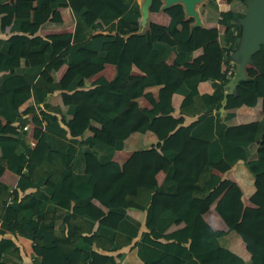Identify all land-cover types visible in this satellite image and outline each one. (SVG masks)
I'll return each mask as SVG.
<instances>
[{"label":"trees","instance_id":"trees-1","mask_svg":"<svg viewBox=\"0 0 264 264\" xmlns=\"http://www.w3.org/2000/svg\"><path fill=\"white\" fill-rule=\"evenodd\" d=\"M233 1L220 33L193 25L180 4L162 9L167 25L139 33L136 0H0V177L15 176L12 187L0 181V264L21 259L16 236L32 242L31 264H120L126 247L141 264H264V112L227 124L229 110L264 101V45L251 55L257 74L238 81L219 111L228 82L221 66L236 47L246 0ZM160 7L151 0L147 9ZM58 8L68 9L72 30L52 40L40 31ZM202 13L214 21L215 0ZM195 50L202 64L176 66ZM104 64L112 77L91 79ZM206 80L212 91L199 93ZM172 94L182 96L177 114ZM146 132L155 143L135 147L139 170L123 172L113 153ZM238 162L252 176L248 204L226 176ZM211 207L225 230L203 219ZM127 209L142 212L144 231ZM177 220L182 226L166 233ZM226 235L240 240L246 259Z\"/></svg>","mask_w":264,"mask_h":264},{"label":"crops","instance_id":"crops-1","mask_svg":"<svg viewBox=\"0 0 264 264\" xmlns=\"http://www.w3.org/2000/svg\"><path fill=\"white\" fill-rule=\"evenodd\" d=\"M206 1V0H205ZM217 11H218V16L214 21L210 22H205L203 18V13L202 11L198 12L199 13V22L197 25L203 26L206 28L210 27H215L217 31L220 33L223 29L224 25V18H223V13L228 9V3H221L219 0H217ZM162 5V2H161ZM233 6V5H232ZM63 8H58L54 11L52 17L56 18H62L60 10ZM67 9V8H65ZM162 6L160 7L159 11L156 12H149L148 9L145 11V13H140V17L138 19V32L142 33L148 29V25L151 22L158 23L161 25H167L169 21V17L162 11ZM68 10V9H67ZM185 14V18H188ZM52 22V19L50 20ZM194 23V20L192 24ZM46 28L42 29L40 31V34L55 40L58 38H51L47 33H45ZM65 32V31H64ZM202 56L200 54L199 50H195L192 54V57L189 61L184 62L183 64L176 65L179 68L182 69H189L193 67H197L200 64H202ZM231 61V59H230ZM167 63L174 64L173 62V55H170L167 58ZM253 69L251 72L247 71V67L245 68V73L246 76L253 77L257 74L256 69L252 66ZM65 65H62L58 71H57V77H60L63 72L65 71ZM223 66H221V70H223ZM131 72L133 74H137L138 70L135 67L131 68ZM113 75V66L110 64H104L103 68L101 71L96 73L91 79H95L98 76H103L106 79H110ZM147 90H150L151 94L153 97H156V89L155 88H148ZM197 90L199 93H210L212 91L211 87V81L206 80L199 82L197 85ZM182 99V96L180 94H172V96L168 99V102L171 104L173 108V113L177 114V109L180 104V101ZM137 103L141 107H147V102L145 101L144 98L139 97L136 99ZM26 104H24L22 107H24ZM233 113V117H231L229 120H227V124L229 125H234V124H239V123H245L249 121H254L256 119H259L261 114L264 112V101H261L260 105L254 108L251 107H246V106H240L238 108H234L232 110H229ZM224 110L222 111V113ZM194 119V117H185L184 118V124H188ZM155 143V138L152 133L146 132L143 135H133L129 137L127 142L125 143L127 145V149H121V150H116L113 153L112 159L116 161L120 169L123 172H128V173H135L139 170V160L137 157V154L135 152V147L139 146H145L147 144L152 145ZM247 170L243 167V165L238 162L236 163L226 174L227 177H229L232 181H234L237 185L240 186L242 190V195H243V201L248 204V198L252 194L254 188L252 184V176L250 173L246 172ZM162 172H158L156 174V179L157 181H160L162 179ZM0 181L5 183L7 186L12 187L15 181V176L8 172L4 171L3 174L0 177ZM192 206H196V200H193L191 203ZM127 213L135 218L141 221L140 229L139 231H144V225H143V214L141 211L138 210H133V209H127ZM203 219L205 222L212 228L216 230H225V226L223 222L220 220V218L217 216V214L213 211L212 207L206 211L203 215ZM182 226V222L180 220L175 221L167 230L166 233L178 229ZM9 236V235H7ZM138 237V235H137ZM134 238L138 239V238ZM226 240L228 241L230 245V249L240 256L242 259L247 258V254L244 250L243 244L240 242L238 238H235L232 235H226ZM15 241L20 247V256L21 259H16L14 257H9L10 260L14 264H31V257H30V251H31V244L32 242L29 239H26L24 237L16 236ZM226 241V242H227ZM100 251V250H99ZM124 256L122 257V260L120 261V264H141L140 261L135 257L134 251L129 250L128 247L124 248L123 250L119 251L118 253H122ZM223 252V249L218 250V255L221 256Z\"/></svg>","mask_w":264,"mask_h":264},{"label":"water","instance_id":"water-1","mask_svg":"<svg viewBox=\"0 0 264 264\" xmlns=\"http://www.w3.org/2000/svg\"><path fill=\"white\" fill-rule=\"evenodd\" d=\"M139 4L140 13H145L151 0H141ZM162 8L169 7L174 4L182 6L184 14L192 17L193 25L199 22V13L196 10L195 3L199 0H160ZM240 26V35L234 50L230 53V59L235 64L232 77L226 84L225 91L222 96V103L219 111H223L226 102V96L231 94L240 80L248 78L245 68L251 64V55L260 45H264V0H246L245 10L242 16L236 19Z\"/></svg>","mask_w":264,"mask_h":264},{"label":"rangeland","instance_id":"rangeland-1","mask_svg":"<svg viewBox=\"0 0 264 264\" xmlns=\"http://www.w3.org/2000/svg\"><path fill=\"white\" fill-rule=\"evenodd\" d=\"M139 4L142 3L141 0H138ZM221 3H228V8L235 4L233 0H219ZM205 0H199L196 4V10L198 12L202 11V5L205 3ZM245 10V9H244ZM62 18L52 17L51 26L46 28L45 33L49 35L51 38H60V34L65 32H69L72 30L71 25V16L67 9L63 8L60 10ZM188 16V15H187ZM247 172V171H246ZM248 173V172H247Z\"/></svg>","mask_w":264,"mask_h":264},{"label":"built area","instance_id":"built-area-1","mask_svg":"<svg viewBox=\"0 0 264 264\" xmlns=\"http://www.w3.org/2000/svg\"><path fill=\"white\" fill-rule=\"evenodd\" d=\"M137 3H139L138 0H136ZM215 3H217V0H215ZM217 5V4H216ZM228 8V7H227ZM233 32H235V30H233ZM235 64L232 61H229L228 65L226 66L225 69L221 70V73L223 74V76L226 79H230L232 77L233 74V70H234ZM28 127H32L31 124H25L22 128L23 130H26ZM33 140L30 141V145H33Z\"/></svg>","mask_w":264,"mask_h":264},{"label":"clouds","instance_id":"clouds-1","mask_svg":"<svg viewBox=\"0 0 264 264\" xmlns=\"http://www.w3.org/2000/svg\"><path fill=\"white\" fill-rule=\"evenodd\" d=\"M28 134H29V137H30V141L33 140V142H34V139H32V137H31V130L28 131ZM30 141H29V145H30ZM33 144H34V143H33ZM30 146H32V145H30ZM252 184H253V183H252Z\"/></svg>","mask_w":264,"mask_h":264},{"label":"bare ground","instance_id":"bare-ground-1","mask_svg":"<svg viewBox=\"0 0 264 264\" xmlns=\"http://www.w3.org/2000/svg\"><path fill=\"white\" fill-rule=\"evenodd\" d=\"M195 7H196V4H195Z\"/></svg>","mask_w":264,"mask_h":264}]
</instances>
